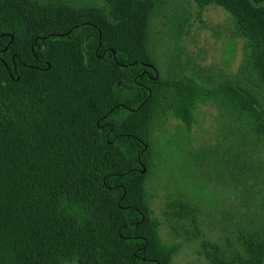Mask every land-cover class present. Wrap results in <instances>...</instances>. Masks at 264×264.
Instances as JSON below:
<instances>
[{"label": "trees", "instance_id": "trees-1", "mask_svg": "<svg viewBox=\"0 0 264 264\" xmlns=\"http://www.w3.org/2000/svg\"><path fill=\"white\" fill-rule=\"evenodd\" d=\"M196 1L232 16L264 88V0ZM105 2L0 0V264H172L179 247L159 239L145 195L155 123L189 128L211 102L264 146V108L248 88L158 77L145 43L151 0ZM169 212L196 224L183 201ZM202 249L209 264H264V233Z\"/></svg>", "mask_w": 264, "mask_h": 264}, {"label": "rangeland", "instance_id": "rangeland-1", "mask_svg": "<svg viewBox=\"0 0 264 264\" xmlns=\"http://www.w3.org/2000/svg\"><path fill=\"white\" fill-rule=\"evenodd\" d=\"M32 1L106 8L105 0ZM151 1L145 43L158 77L185 75L205 88L229 79L248 88L264 108V88L243 64L246 43L232 35L230 14L196 0ZM193 118L187 128L168 116L149 137L146 201L161 242L179 247L172 264H209L203 244L225 247L240 232L264 233V146L251 134L230 130L224 112L211 102L198 105ZM176 201L193 208L195 225L192 218H165Z\"/></svg>", "mask_w": 264, "mask_h": 264}]
</instances>
